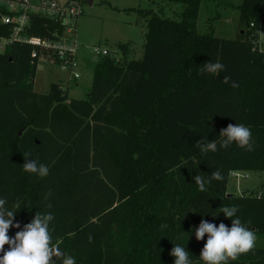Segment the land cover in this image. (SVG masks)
I'll return each instance as SVG.
<instances>
[{
    "label": "trees",
    "instance_id": "trees-1",
    "mask_svg": "<svg viewBox=\"0 0 264 264\" xmlns=\"http://www.w3.org/2000/svg\"><path fill=\"white\" fill-rule=\"evenodd\" d=\"M152 1L183 8L177 17L126 9L145 20L143 55L99 57L84 98L70 97L60 82L35 91L39 61H47L40 47L14 40L0 50V198L19 225L9 237L36 214L51 213L52 244L75 264H174L176 244L186 247L192 264H205L200 254L208 234L195 235L201 220L230 228L238 217L264 238V184L232 195L228 189L233 171L264 172V0L235 6L239 26L230 37L211 25L200 31L210 0ZM7 14L14 12L0 2V40L12 36L2 20ZM30 20L29 36L64 34L51 17L31 13ZM118 47L128 54L129 44ZM209 61L225 70L203 73ZM225 76L238 87L224 83ZM230 124L251 130L252 151L236 142L219 147ZM203 138L218 150L202 154ZM28 152L49 168L46 177L23 170ZM214 172L222 178L201 191L194 177ZM232 206L237 212L228 218L221 211ZM222 264H264V244Z\"/></svg>",
    "mask_w": 264,
    "mask_h": 264
},
{
    "label": "clouds",
    "instance_id": "clouds-1",
    "mask_svg": "<svg viewBox=\"0 0 264 264\" xmlns=\"http://www.w3.org/2000/svg\"><path fill=\"white\" fill-rule=\"evenodd\" d=\"M225 66L220 62H207L202 68L203 73L216 74L223 72ZM231 81L230 76L223 78L224 83ZM232 87H238L235 81H231ZM225 137L221 142L220 148H227L233 142H236L241 148L248 151L253 150L251 143V130L243 124L229 125L220 133ZM200 151L205 154L209 151L218 150L217 143L213 141L205 142L204 138L197 141ZM25 162L23 170L27 173L46 177L49 174V168L39 163L37 159H29L31 153H25ZM222 177L218 172H214L212 177L205 178L200 175L194 177L195 183L201 191L205 190L206 184L211 179L219 180ZM47 199V196L45 197ZM6 199L0 198V264H55L54 257L60 259L62 264H75V258L67 256L58 247L52 244V237L49 233V223L54 219L51 213L36 214L31 223L25 225L24 229L17 232L14 237H9L10 227H19L13 224L14 213L6 207ZM50 207V205H49ZM226 217L232 218L237 212L235 206L224 207L222 211ZM232 220V226L229 228L224 223L217 227L215 224L201 220L195 235L197 240H202L205 234H208L207 241L201 251L200 258L205 264H222L229 259L235 260L238 255L247 253L254 248L256 237L254 233L245 227L237 217ZM9 245V250H4V245ZM171 255L175 257L174 264H192L188 251L185 246L174 245Z\"/></svg>",
    "mask_w": 264,
    "mask_h": 264
},
{
    "label": "rangeland",
    "instance_id": "rangeland-1",
    "mask_svg": "<svg viewBox=\"0 0 264 264\" xmlns=\"http://www.w3.org/2000/svg\"><path fill=\"white\" fill-rule=\"evenodd\" d=\"M122 5H133L137 6L139 3L141 4L140 7H146L145 0H118ZM241 2V0H210L204 3V8L202 9V13L199 20V29L200 31H204L208 28V25H211L212 27H215V31L220 36H233L236 35L238 30V11L235 9V6ZM176 8L173 9L172 13H169V10L166 11L165 9L162 10L161 7L154 6L156 9V12L167 16V17H177L179 12L182 10V6L180 4H175ZM88 3L87 0H84L83 8L85 9V14H88ZM105 6L99 7V4H97V7L95 10L99 12L101 9H103V13L98 15L96 12V20L89 22L87 25H79V23H76V35L78 42L80 44V49L84 50L88 53L87 60H83L81 58V61L79 60V64L81 62V65H78L76 68V72H79L81 75L80 79H74V76L71 75V73L63 69L61 66L56 65V63H50L44 60L39 61L35 82H34V88L35 91L38 92H47L50 89V85L52 82H60L65 89H67L70 97L73 98H84L86 97L89 88L91 87V84H88L86 82V64L89 69H91V72L93 71L92 65H93V56H97V53L95 51L96 47H99L101 51L104 49H107L109 51V54L112 56H115L118 60H122L123 58H139L142 54V47L144 43V37L142 35V31H144V28L146 27L144 25V28L139 25L138 27H135V30L132 32L134 33L132 38V45H129V52L128 54H125L122 49L118 47L119 43H127L128 40H122L121 42H114V37L120 36V34H116L115 28H117V25L112 23L111 21L107 23L106 20V14H109L108 10H105ZM100 13V12H99ZM174 13L176 15H174ZM220 14V17L215 20H208L207 14ZM82 15V16H83ZM139 15V14H138ZM206 15V16H205ZM127 28V27H126ZM125 28V29H126ZM146 29V28H145ZM105 33V31L108 33L106 39L105 36H102L100 34V31ZM3 43L4 40L0 41V50L3 49ZM118 43V44H117ZM264 47V44H263ZM264 49V48H263ZM80 51V50H79ZM93 54V55H92ZM103 56L102 54L99 55V57ZM85 62V64H84ZM83 66L85 69H83ZM90 72V71H89ZM93 76V75H92ZM242 175L239 177L230 176L229 181V193L231 194H239L241 192L245 191H252L260 189V186L264 183V172H255L250 171L245 174L241 172ZM264 244V238L263 237H256L255 244Z\"/></svg>",
    "mask_w": 264,
    "mask_h": 264
},
{
    "label": "built area",
    "instance_id": "built-area-1",
    "mask_svg": "<svg viewBox=\"0 0 264 264\" xmlns=\"http://www.w3.org/2000/svg\"><path fill=\"white\" fill-rule=\"evenodd\" d=\"M0 2L14 12L2 18L4 23L11 24L13 27L12 36L3 39L4 46L14 40L38 46L46 60L54 63L58 61V65L70 70L75 78L80 77L79 72H76L79 65L80 44L75 33L76 23L84 12L83 0H0ZM31 13H38L60 21L64 27L63 36L58 39H45L26 34L30 26ZM261 39L264 40V35H261ZM95 51L97 57L109 53L107 49L101 51L99 47H96ZM33 55H38L37 50H34ZM231 175L239 177L242 173L233 171ZM260 195H264V190L260 192Z\"/></svg>",
    "mask_w": 264,
    "mask_h": 264
},
{
    "label": "crops",
    "instance_id": "crops-1",
    "mask_svg": "<svg viewBox=\"0 0 264 264\" xmlns=\"http://www.w3.org/2000/svg\"><path fill=\"white\" fill-rule=\"evenodd\" d=\"M145 1H147L146 2V7H143V8H152L155 11H156V9L154 8V6H158V5L161 7L162 10H164V9L166 11L169 10V13H172L173 12V9L176 8V5L173 4V3L154 2L152 0H145ZM83 3H84V0H83ZM87 3L89 5V7L87 9L89 13L83 15L85 13V9L83 8L84 9V12L82 14L83 16L81 15L79 17L77 23H79V25L81 26V25H87L89 22L94 21V19L96 20V17L97 16H96L95 12L98 15H100V14L103 13L102 12L103 9H101V11L99 10L100 13L97 10H95L96 7H97V4H99V7L105 6L106 7L105 10H108L109 11L108 12L109 14H106L105 15L106 16V20L105 21L107 23H109L111 21L112 23L116 24L117 25V28H115V29H117L116 30L117 31L116 34L117 33L120 34V36L114 37V39H112V40H114V42H121L122 40H124L126 38L125 40H128L127 44L132 45L131 42H132V38L133 37H131V36H133V34H134L132 32L135 30V27H138L139 25H141L144 28V25L146 26V23H145L144 18H142L140 15H138L137 12H135V11H127L126 10L128 8H137V7H140V5H141L140 3L137 6L125 5V4L122 5L120 2H118V0H87ZM174 15H176V14L174 13ZM207 15H208V20L211 17H217V18L220 17V14H218V13H215V14L210 13V14H207ZM145 28H144V31H142V35L144 37V43H143V47H142V54H141V56L143 55V51H144L145 31H146ZM100 34H102V36H105L106 39H108V37H107L108 33L106 31L104 33L103 30H102V31H100ZM0 41H2V40H0ZM81 58L83 60H87L88 53L86 51L80 49V51L78 53V60L81 61ZM98 59H99V56L98 57L95 56V55L93 56V65H92L93 71L92 72H91V69H89L88 66H87V64H86V68L88 69V71L86 70V74H87V77H86L87 80H86V82L88 84H91V86H92L93 77H94V64H95V62ZM47 62L53 63V62L48 61V60H47ZM84 64H85V62H84ZM79 65H81V62H80ZM83 69H85L84 66H83ZM68 71L71 73V75H73V73L70 70H68ZM80 78H81V75L77 79H80ZM74 79H76V78L74 77Z\"/></svg>",
    "mask_w": 264,
    "mask_h": 264
},
{
    "label": "water",
    "instance_id": "water-1",
    "mask_svg": "<svg viewBox=\"0 0 264 264\" xmlns=\"http://www.w3.org/2000/svg\"><path fill=\"white\" fill-rule=\"evenodd\" d=\"M230 195H232V194L230 193Z\"/></svg>",
    "mask_w": 264,
    "mask_h": 264
}]
</instances>
